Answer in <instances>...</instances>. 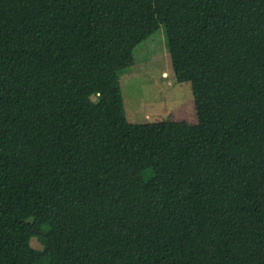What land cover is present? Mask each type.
<instances>
[{"label":"trees","instance_id":"16d2710c","mask_svg":"<svg viewBox=\"0 0 264 264\" xmlns=\"http://www.w3.org/2000/svg\"><path fill=\"white\" fill-rule=\"evenodd\" d=\"M162 27L196 124L127 119ZM0 264H264V0H0Z\"/></svg>","mask_w":264,"mask_h":264},{"label":"rangeland","instance_id":"374dc122","mask_svg":"<svg viewBox=\"0 0 264 264\" xmlns=\"http://www.w3.org/2000/svg\"><path fill=\"white\" fill-rule=\"evenodd\" d=\"M144 45L148 47L146 61L121 76L128 121L146 124L184 120L196 124L198 119L192 85L191 82L176 80L164 27L150 36ZM31 246L35 250H43V244L38 239H31Z\"/></svg>","mask_w":264,"mask_h":264}]
</instances>
